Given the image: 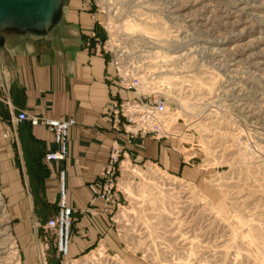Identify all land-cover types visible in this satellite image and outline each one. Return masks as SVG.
<instances>
[{
  "label": "rangeland",
  "instance_id": "1",
  "mask_svg": "<svg viewBox=\"0 0 264 264\" xmlns=\"http://www.w3.org/2000/svg\"><path fill=\"white\" fill-rule=\"evenodd\" d=\"M79 4L167 99L166 131L145 137L164 153L121 163L108 230L76 250L74 216L66 256L17 223L0 164V264H264V0Z\"/></svg>",
  "mask_w": 264,
  "mask_h": 264
},
{
  "label": "crops",
  "instance_id": "2",
  "mask_svg": "<svg viewBox=\"0 0 264 264\" xmlns=\"http://www.w3.org/2000/svg\"><path fill=\"white\" fill-rule=\"evenodd\" d=\"M62 8V22L49 34L37 36L11 27L2 31L0 164L17 223L29 226L38 239L46 221L58 211L64 172L68 203L76 212L75 237L82 239H77V250L108 228L110 208L96 184L112 143H123L122 166L145 158L157 160L164 145L153 138L129 136L115 125L112 112L117 101L133 93L115 84L111 55L88 45L87 35L99 13L84 8L79 0H67ZM19 110L75 119L65 159L45 161V153L57 148L54 134L44 124L16 121ZM6 131L9 137H3Z\"/></svg>",
  "mask_w": 264,
  "mask_h": 264
},
{
  "label": "built area",
  "instance_id": "3",
  "mask_svg": "<svg viewBox=\"0 0 264 264\" xmlns=\"http://www.w3.org/2000/svg\"><path fill=\"white\" fill-rule=\"evenodd\" d=\"M103 22L99 19L96 21L94 30L88 34V44L98 53H108L111 55L110 63L116 70L115 84L122 89L131 91L132 97L120 98L113 109L115 115V125L121 127L127 135L135 137H147L153 135L159 137L166 131L165 120L167 113V99L158 94L150 78L143 77L139 70L131 65L126 59L123 51L114 50L109 44V40L101 37L100 32ZM106 27V26H104ZM16 121L22 122L29 120L32 125H45L54 134L56 149L45 153V161H59L67 157L68 135L70 127L75 123L74 118H51L29 114L24 110H19L16 115ZM4 137L10 134L6 131L2 133ZM123 145L118 141L112 143V147L107 158L106 166L97 182V192L102 198L110 199L111 188L115 185L117 171L121 168V155ZM61 173V178H62ZM60 200L58 211L50 217L45 228H51L55 231L57 237V252L66 256L69 253L71 245V234L75 209L68 203L67 193L64 186V180L60 187Z\"/></svg>",
  "mask_w": 264,
  "mask_h": 264
},
{
  "label": "water",
  "instance_id": "4",
  "mask_svg": "<svg viewBox=\"0 0 264 264\" xmlns=\"http://www.w3.org/2000/svg\"><path fill=\"white\" fill-rule=\"evenodd\" d=\"M67 0H0V46L2 31L11 27L18 32L46 35L56 27L57 12L63 11Z\"/></svg>",
  "mask_w": 264,
  "mask_h": 264
},
{
  "label": "bare ground",
  "instance_id": "5",
  "mask_svg": "<svg viewBox=\"0 0 264 264\" xmlns=\"http://www.w3.org/2000/svg\"><path fill=\"white\" fill-rule=\"evenodd\" d=\"M173 3V2H172ZM237 55V54H236ZM235 58V57H234ZM230 69V68H229ZM233 72V71H232ZM235 72V71H234ZM237 78V77H236ZM244 86V85H243ZM250 87H252V86H250ZM122 145H123V143H122ZM62 178H63V175H62ZM63 180H64V186H65V189H66V183H65V178H63ZM62 183V182H61ZM183 198V197H182ZM184 199V198H183ZM71 206V205H70ZM190 218V217H189ZM188 219V218H187ZM173 231V230H172ZM210 238V237H209Z\"/></svg>",
  "mask_w": 264,
  "mask_h": 264
}]
</instances>
